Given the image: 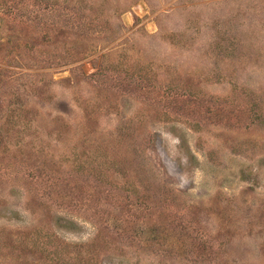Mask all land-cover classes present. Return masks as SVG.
Masks as SVG:
<instances>
[{
  "label": "rangeland",
  "instance_id": "374dc122",
  "mask_svg": "<svg viewBox=\"0 0 264 264\" xmlns=\"http://www.w3.org/2000/svg\"><path fill=\"white\" fill-rule=\"evenodd\" d=\"M0 264H264V0H0Z\"/></svg>",
  "mask_w": 264,
  "mask_h": 264
}]
</instances>
